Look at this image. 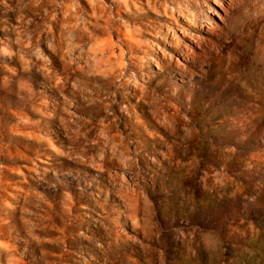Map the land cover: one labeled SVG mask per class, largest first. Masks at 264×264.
Instances as JSON below:
<instances>
[{
  "label": "rangeland",
  "instance_id": "obj_1",
  "mask_svg": "<svg viewBox=\"0 0 264 264\" xmlns=\"http://www.w3.org/2000/svg\"><path fill=\"white\" fill-rule=\"evenodd\" d=\"M0 264H264V0H0Z\"/></svg>",
  "mask_w": 264,
  "mask_h": 264
}]
</instances>
